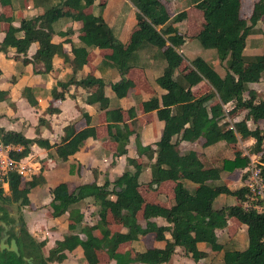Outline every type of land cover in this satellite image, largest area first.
Here are the masks:
<instances>
[{
  "label": "trees",
  "instance_id": "trees-1",
  "mask_svg": "<svg viewBox=\"0 0 264 264\" xmlns=\"http://www.w3.org/2000/svg\"><path fill=\"white\" fill-rule=\"evenodd\" d=\"M9 1L0 0V3ZM129 1L136 8V20L123 46L110 44V28L100 14L84 10L94 0H56L36 15L20 18L17 25L11 23L12 16L0 15L2 20L7 21L0 50L12 46L16 52L25 54L29 44L35 42L36 48L29 61L34 65L41 64L42 71L51 68L54 55L62 57L70 68L67 82L87 88L84 100L96 103L97 108L104 111L106 132L115 141L114 155L126 152L128 136L134 129L123 120L121 107L109 105L102 79L90 72L75 78L76 72L86 62L91 47H111L105 58L110 64L118 65L121 72L120 78L110 86L120 97L125 93V71L129 66H144L150 61L162 62L160 73L154 81L164 91L145 100L146 109H154L157 118L162 121L160 135L152 144H142L136 132L134 147L138 156H145L149 168L146 184L155 188L164 180L173 182L170 203L164 206L146 200L139 190L141 182L138 178L146 164L133 157L126 158L131 168L126 166L111 181L98 184L93 179L72 188H68L66 182L59 181L50 188V214H66L67 232L55 239L44 254L41 247L45 239L36 240L23 227L22 219L18 216L20 232L16 236L10 229L9 234L15 238L19 255L2 249L0 264H24L22 255L30 256L35 264H49V261L62 260L66 256L65 250L71 251L76 246H80L85 264L97 263V248H102L113 264L161 263L168 261L176 245L197 260L196 239L219 253L214 262L207 264H264V209L245 207L242 204L247 191L245 185L241 183L229 188L224 180L233 169L247 165L248 156L237 153L230 158L222 157L210 168L204 166L196 150L190 148L182 152L178 148L180 141L191 142L197 138L201 146L218 141L231 144L237 140L238 134L241 139L253 137L251 149L258 153L260 161L264 160V95L258 96L248 86L249 82L258 81L264 75V50L252 54L244 52L246 36L260 31L255 25L264 16V0L253 1L247 17L239 14L240 0H187L189 5L201 11L203 18L199 30L188 38L197 39L204 48H214L222 72H218L200 55L184 62L178 49L186 36L175 24L185 16L184 9L170 16L162 0ZM62 5L70 7L74 11L73 19L81 23L78 34L80 44H70L67 51L62 42L52 41L55 33L69 32L55 28L63 16L60 13ZM202 81L207 83L208 89L195 95L192 87ZM64 88L61 87L55 97H63ZM4 93L5 90L0 89V98ZM22 94L31 105L36 104L29 95V88H22ZM227 102H231L232 106L225 112L223 104ZM46 110L52 111V108ZM127 113L132 122L134 108H127ZM240 113H243L241 117L234 120ZM42 121L43 117H39L38 123ZM62 129L60 141L52 144L53 154L61 159L76 151L87 137L95 136V129L91 125L76 130L73 122H69ZM0 140L16 146L8 150V154L15 159L25 156L32 143L47 147L46 139L26 137L18 131L3 128H0ZM261 171L264 175V167ZM245 175L241 174L242 180ZM21 178L14 171L9 173L8 193L2 195L0 188L2 202H16L18 206L29 203L28 188L22 186ZM31 183H35V179L32 178ZM219 194H230L235 201L219 202ZM87 197L92 201L95 219L88 224L89 230L85 236H80L84 212L78 207V202ZM0 211V219L7 223L15 220L5 207L0 206ZM108 212L118 220L123 230L109 227L106 220ZM156 216L163 218L165 223L152 219ZM230 217L245 224L244 246H236L231 238L220 240L216 234V229L227 226ZM93 230L98 234H94ZM146 233H152L154 239L162 240L163 245L142 250L117 249L120 242L136 239Z\"/></svg>",
  "mask_w": 264,
  "mask_h": 264
},
{
  "label": "crops",
  "instance_id": "crops-1",
  "mask_svg": "<svg viewBox=\"0 0 264 264\" xmlns=\"http://www.w3.org/2000/svg\"><path fill=\"white\" fill-rule=\"evenodd\" d=\"M54 1L56 0H10L8 3H0V15L12 16L13 19L11 23L17 25L20 18L32 17ZM253 1L255 0H250L248 8L249 13ZM95 3L98 4V13L95 14H100L109 25L110 44L115 46L125 45L134 27V24L131 22L128 24L127 22L129 19H135L136 8L129 0H94V3L85 7L84 10L86 12H92V5ZM242 3V0H240V8ZM240 8L239 14L242 16ZM60 13L63 16L59 18L55 28L58 31L69 30V32L67 34L55 33L52 36V41L62 42L63 48L67 51L70 44H80L78 34L80 33L79 27L81 23L73 19L74 11L66 5L60 6ZM202 22L203 18H201L200 27ZM6 25L7 21L0 18V40L4 35V28ZM255 26L260 28V31L248 34L245 39L244 52L248 54L259 53L254 51V49L260 48L261 42L264 41V33H261V31L264 30V16L257 21ZM249 36L250 40H247ZM35 48L36 43L31 42L25 54L16 52L12 46L6 47L5 50H0V89L6 92L0 98V128L18 131L26 137L39 136L47 141V147L32 143L30 145V151L20 159L32 166L30 172L21 178L22 186L28 188L27 196L29 203L24 205L27 208L23 209L28 224L27 230L31 233H35L37 227H43L44 234L42 239H45L44 247L48 249L53 245L55 239L61 238L62 235L67 232L68 220L66 219V214L64 213L58 216H52L50 214V188L57 182L64 181L68 188H72L74 185L93 179H95L98 184L105 180L111 181L120 174L126 166L131 168V165L126 161L127 157H133L137 161H144L146 165L141 170L138 178L140 182L148 179L149 168L145 156L137 155L134 147V136L137 132L138 138L142 144H152L159 137L162 121L157 118L154 109H146L145 100L150 95L159 96L164 89L158 86L154 81L155 76L160 73L162 62L153 63V61H150V63L148 62V64L144 66L132 65L127 68L125 71L126 81L124 83L125 93L117 97L110 83L120 78L121 70L118 65L110 64L109 60L105 58V55L111 51V47H91L88 50L86 62L83 63L81 68L76 72L75 78H79L85 73L90 72L102 79L103 91L108 97L109 105L121 107L123 120L128 127L134 129V132L128 136L126 152L114 155L115 141L110 139L106 132L104 111L98 109L96 103H88L84 100L88 89L67 82V78L70 76V68L59 55H54L52 57V65L48 71H42L41 64H32L29 58ZM178 50L181 52L180 48ZM201 83L207 84L204 81L198 82L192 87L193 93L195 87ZM64 86L63 97H55L59 93L61 87ZM248 86L253 88L257 95L261 93V96H263L264 75L258 81L249 82ZM24 87L29 88V95L35 99V105H31L22 94V88ZM227 103L232 106L231 102ZM129 107H133L135 111L132 122L127 113V108ZM47 108H52V111H47ZM242 114L243 113H240L233 119L235 120L241 117ZM39 117H43V121L40 123H38ZM69 122H73L76 130L86 125L93 126L95 129V136L87 137L76 151L68 154L64 159H61L53 154L54 145L52 144L60 141V137L63 134L62 128ZM247 124H249V120ZM36 128L38 133L36 132ZM236 141L239 147L242 148L241 154L247 155L248 157L253 156L255 160L262 162L259 160L258 153L251 149L254 142L253 137L241 139L237 134ZM196 142L200 143V139L197 138L191 142L180 141L179 144L191 143L194 145ZM219 142L223 141L200 146L201 149L199 150L193 146H189L188 149L191 148L196 150L203 162L200 155L201 152L205 151L207 147L211 148V146ZM11 147L15 148L16 146L11 145ZM217 159L218 158H216L215 161ZM215 164L216 162L214 165ZM245 167L246 165L240 168L242 173H245ZM32 178L35 179V183L33 184L31 183ZM172 184L173 182L171 180H164L158 186H155V194L153 196L148 194L144 197L148 201L158 202L164 206H168L169 204H166L162 199L163 188L166 187V185H171L172 187ZM165 194L167 198L169 196L172 197L168 191H166ZM221 195L224 194H219V198ZM234 201L233 199L227 203H232ZM85 202L90 204V207H93L91 199L89 197L84 198L78 202V207L82 211V203ZM8 214L10 215V211ZM152 219L157 223H165L163 218L159 216L153 217ZM106 220L111 229L123 230L118 220L109 212L106 215ZM235 220L237 221L234 217L228 218L227 226L230 223H234ZM91 222L92 221H90V223ZM140 222H142L141 219ZM239 223L242 227V234L245 239V224ZM87 230H89V225L84 216L82 220V229L79 235L85 236ZM220 230L221 229H216V234ZM92 232L98 234L96 230ZM165 235L168 236L169 234L165 233ZM234 237L235 236H229L227 238L233 239L236 244L237 239ZM201 243H203V245L206 244L203 241ZM245 243L246 240H244V243L239 245V247L244 246ZM162 245V240H156L152 233H146L139 235L136 239L120 242L117 249L119 251L125 249L142 250L147 247H161ZM215 253L219 256L218 252ZM65 254L66 256L62 260H53V262L57 264H85L80 246L74 247L71 251L65 250ZM96 256V264H113V260L108 258L105 251H102L101 248L96 249ZM189 258L190 256L176 245L168 261L152 264H199L191 258L192 261H190ZM130 264L148 263L133 262Z\"/></svg>",
  "mask_w": 264,
  "mask_h": 264
},
{
  "label": "rangeland",
  "instance_id": "rangeland-1",
  "mask_svg": "<svg viewBox=\"0 0 264 264\" xmlns=\"http://www.w3.org/2000/svg\"><path fill=\"white\" fill-rule=\"evenodd\" d=\"M169 15L171 16L174 12L180 10V9H184L186 11L185 16L180 20V21H176L175 24L177 26V28L179 29L180 32H182L186 37H185V41L184 43L180 46V50L181 53L184 57V62L188 59H190L191 57L195 56V55H201L202 57H204L218 72H222V67L218 62V57L216 54V51L214 48H204L202 47L197 39H189L188 37L194 35L199 27H200V23H201V18H202V14L201 11L194 7L192 4H188L189 2L187 0H162ZM242 6L240 8V13L243 17H246L249 14L248 8H249V3L250 0H242ZM52 3H55L52 2ZM51 5V4H49ZM48 6V5H47ZM92 9V12L94 13H98L97 10V6L98 4L95 3ZM201 14V15H200ZM133 21V22H132ZM134 24L135 19H129V21L127 22ZM261 33H264V31H261ZM250 36H257V35H250ZM250 36L248 37L247 40H250ZM264 50V41L261 42L260 44V48L258 49H254V51L256 52H260ZM207 91V85L205 83H201L199 84L197 87H195L194 89V94H198V93H203ZM261 96V93L258 95ZM229 105H227L226 107H228ZM199 142L194 143V145H192L191 143H182V144H178V148L180 149V151H185L190 147H194L196 149H201L199 145ZM242 148L239 147V144L237 141L231 143V144H226L223 142H219L213 146H211V148H206L205 151L201 152V158L203 159V164L207 167L213 168L214 163L216 162L215 159L218 158H222V157H232L234 154H241ZM217 159V160H218ZM242 174V171L240 170V168L238 169H233L232 171H230L225 178L226 181V185L229 188H233V187H237L239 184L243 183V180L240 179V176ZM144 175V174H143ZM170 184V183H169ZM140 190L143 193L144 196H147L148 194H151V196H153L155 194V188L154 187H150L148 184H146L145 181H141L140 184ZM168 191L170 195H172L171 193V185H166V187L163 188V196L162 199L165 201L166 204H169V201L171 199V196H169L167 198L165 192ZM8 190L6 191H2V195L3 194H7ZM167 199V200H166ZM234 197L230 194H224L220 196V200L219 202H228L233 200ZM0 205L2 206H8L9 211H10V216H12L13 218H17L18 216L22 219L23 222V227L27 230L28 229V224H27V220L24 216L25 211L23 210L24 208H27L26 206H18L16 202H10V203H6V202H2L0 200ZM82 208L84 211V216L86 217V221L88 222V224H90V221H93V219H95V214L93 211V207H90V204L88 203H82ZM47 216V213H46ZM43 227H37L35 229V233H31L28 232L36 239V240H40L42 239L43 236ZM217 236L220 240H223L229 236H235L234 238L237 239V243L236 245H241L244 243V237L242 234V227L239 223V221L235 220L234 223H230L228 226H226L224 229H221L220 231L217 232ZM202 241L200 239H196L195 241V245L197 247L198 253H197V260L196 263L199 264H206L208 262H214L217 258V253L213 252L211 249H209L207 244L201 243ZM201 244V245H198ZM41 250L44 254H46L47 252V247L43 246L41 247ZM102 251H104L101 248ZM191 258V257H190ZM189 258L190 261H192ZM49 264H57L56 262H50ZM60 264V263H58ZM187 264V263H186Z\"/></svg>",
  "mask_w": 264,
  "mask_h": 264
},
{
  "label": "built area",
  "instance_id": "built-area-1",
  "mask_svg": "<svg viewBox=\"0 0 264 264\" xmlns=\"http://www.w3.org/2000/svg\"><path fill=\"white\" fill-rule=\"evenodd\" d=\"M223 104L226 112L231 105ZM12 148L11 144L3 143L0 140V188L2 190L8 189V175L14 171L21 176L27 175L30 172L31 164L23 162L20 158L15 159L8 154V150ZM249 161L244 168L245 177L243 183L247 189L245 198L242 204L245 207L251 206L257 210L264 209V175L261 168L264 167V161L259 162L253 158L248 157Z\"/></svg>",
  "mask_w": 264,
  "mask_h": 264
},
{
  "label": "water",
  "instance_id": "water-1",
  "mask_svg": "<svg viewBox=\"0 0 264 264\" xmlns=\"http://www.w3.org/2000/svg\"><path fill=\"white\" fill-rule=\"evenodd\" d=\"M9 212V208L8 206H5ZM16 225H18V222H15ZM0 226H1V230H0V250L2 249H6L8 251H12L14 252L17 256L19 255V251L17 248V244L15 242V238L12 236L9 238V240H7L8 237V232L7 229L9 228L10 224L6 223L5 221L0 219ZM19 234V228H16V235ZM23 259V263L24 264H35L32 262L31 257L30 256H25L22 255L21 256Z\"/></svg>",
  "mask_w": 264,
  "mask_h": 264
},
{
  "label": "flooded vegetation",
  "instance_id": "flooded-vegetation-1",
  "mask_svg": "<svg viewBox=\"0 0 264 264\" xmlns=\"http://www.w3.org/2000/svg\"><path fill=\"white\" fill-rule=\"evenodd\" d=\"M0 206H2V205H0ZM2 207H5V206H2ZM6 208V207H5ZM7 209V208H6ZM7 212H8V210H7ZM0 214H1V211H0ZM2 220V219H1ZM4 221V220H3ZM18 222V225H16L15 224V222ZM7 223V222H6ZM10 224V226H9V228L7 229V232H8V237H7V240H9V238L10 237H12V236H10V234H9V230L11 229L13 232H14V234L16 235V228L18 227L19 228V232H20V222L18 221V219L17 218H15V220L13 221V222H11V223H9ZM1 230V229H0ZM10 236V237H9ZM17 236V235H16ZM14 237V236H13Z\"/></svg>",
  "mask_w": 264,
  "mask_h": 264
}]
</instances>
